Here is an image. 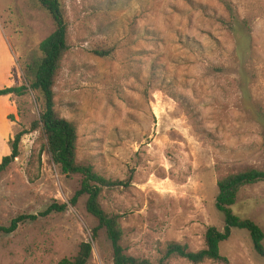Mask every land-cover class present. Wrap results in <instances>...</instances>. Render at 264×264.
Returning <instances> with one entry per match:
<instances>
[{"label": "rangeland", "instance_id": "1", "mask_svg": "<svg viewBox=\"0 0 264 264\" xmlns=\"http://www.w3.org/2000/svg\"><path fill=\"white\" fill-rule=\"evenodd\" d=\"M59 1L68 50L55 107L76 126L77 161L126 181L99 199L119 217L126 254L193 264L164 258L166 246L203 248L206 229L223 227L217 180L264 170V0ZM53 29L31 1L0 0V70L12 71L9 86L22 85L24 73L30 78L25 66L40 58L38 45ZM41 107L33 90L0 103V159ZM40 143L38 131L26 133L0 174V225L69 203L80 187V174H62L46 154L38 169ZM86 199L0 233V264H56L74 257L82 241L92 245L87 264H113L105 231L92 237L97 220ZM232 210L264 232V182L241 188ZM220 254L228 263L198 264H264L244 229L232 230Z\"/></svg>", "mask_w": 264, "mask_h": 264}, {"label": "trees", "instance_id": "2", "mask_svg": "<svg viewBox=\"0 0 264 264\" xmlns=\"http://www.w3.org/2000/svg\"><path fill=\"white\" fill-rule=\"evenodd\" d=\"M36 7L47 13L53 22V31L38 45L40 58L33 64H27L24 73L25 82L20 86L0 88V96L14 94L24 95L28 90L38 91L41 95L42 107L37 119L32 121L29 130L22 129L14 134L10 140V152L0 161V174L19 155V145L22 137L30 131H38L40 146L37 149L36 160L38 169L41 167V156L46 154L48 160L57 166L66 176L80 174L81 184L74 192L69 203H51L39 214H18L7 225H0V233L10 234L19 225L27 221H34L38 217H45L52 212H62L68 205L74 206L77 199L86 195L85 208L96 220L97 225L92 229V237L97 236L101 229L105 231L106 238L112 249L113 264H152L147 258L135 257L125 253L121 244L123 230L119 217L107 213L100 204V196L104 189L121 187L126 181L110 179L99 173L89 162L77 161V129L73 122L62 117L55 107L54 87L61 69L65 53L68 50V27L64 18L59 0H29ZM34 153L31 154V164ZM259 182H264V170L250 168L236 173H229L216 182L217 195L215 207L223 215V227L218 229L209 226L204 236V247L191 251L187 245L170 243L166 246L164 258L177 256L187 261L198 264L205 260L221 261L228 263L225 256L220 254V244L227 241L235 228L244 229L249 233L255 252L264 258V232L261 227L249 218L236 215L232 207L236 203L241 188ZM92 245L89 241H82L78 251L72 258H62L56 264H87L91 257ZM160 264H164L160 261Z\"/></svg>", "mask_w": 264, "mask_h": 264}, {"label": "crops", "instance_id": "3", "mask_svg": "<svg viewBox=\"0 0 264 264\" xmlns=\"http://www.w3.org/2000/svg\"><path fill=\"white\" fill-rule=\"evenodd\" d=\"M10 57L12 59L11 53H10ZM1 69L2 70H0V88L10 87L9 86L10 85V82H11L10 76H11V72L12 71L6 69L5 66H4V68H1ZM6 96H8V95L0 96V103L3 102V101H5ZM0 161H1V159H0Z\"/></svg>", "mask_w": 264, "mask_h": 264}]
</instances>
